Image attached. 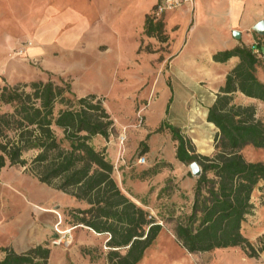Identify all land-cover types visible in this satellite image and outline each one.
Instances as JSON below:
<instances>
[{"label": "trees", "instance_id": "trees-1", "mask_svg": "<svg viewBox=\"0 0 264 264\" xmlns=\"http://www.w3.org/2000/svg\"><path fill=\"white\" fill-rule=\"evenodd\" d=\"M162 30L150 14L146 33L162 39ZM234 56L240 63L208 110L207 121L218 130L212 156L197 154L192 142L168 121L157 132L169 130L178 142L177 160L197 163L202 170L190 214L174 228L179 244L190 254L241 248L255 258L264 249L255 248L243 227L255 212V191L264 186V163L247 161L241 150L264 149V122L257 119L253 105L235 100L240 93L264 103V83L257 76L260 62L252 47H237L214 59L225 62ZM1 107L10 110H0V170L24 168L41 183L86 204L88 208L75 210L72 227L108 234L109 264H139L162 226L121 191L106 148L96 146L97 138L108 141L115 132V122L98 96L79 97L68 83L41 80L0 87ZM0 253L5 254L0 264H48L51 251L37 246L19 254L0 247Z\"/></svg>", "mask_w": 264, "mask_h": 264}, {"label": "crops", "instance_id": "crops-1", "mask_svg": "<svg viewBox=\"0 0 264 264\" xmlns=\"http://www.w3.org/2000/svg\"><path fill=\"white\" fill-rule=\"evenodd\" d=\"M158 1L0 0V85L31 74L30 62L38 64L41 73L72 76L79 89L80 77L109 74V89L118 87L123 93L119 97V123L112 118L120 134L134 136L131 97L146 84V96L158 88L176 91L182 101L189 96L190 105L201 108L191 114V121L215 129L217 134L216 127L207 121L208 110L240 59L234 56L220 62L214 57L237 47L254 48L259 52L257 76L264 83V35L254 31L259 22H264V0H195L155 19L163 26L162 39L146 33L147 18ZM21 39L32 45L25 56L13 58L12 47ZM157 75L167 76L165 87H157ZM91 94L108 96L83 91L80 97ZM237 96L247 98L240 93ZM154 112L150 111L152 125L155 120L159 125L167 121L169 107L160 112L159 118ZM174 126L181 128L179 124ZM204 138L196 153L210 155L213 148ZM102 147L116 167L123 172L130 170L131 149L122 151L120 144L109 145L107 141ZM172 156L168 163L176 169L180 161L175 153ZM165 175L169 174L159 178Z\"/></svg>", "mask_w": 264, "mask_h": 264}, {"label": "rangeland", "instance_id": "rangeland-1", "mask_svg": "<svg viewBox=\"0 0 264 264\" xmlns=\"http://www.w3.org/2000/svg\"><path fill=\"white\" fill-rule=\"evenodd\" d=\"M27 42L30 41H16L12 47L13 58H20L16 53ZM30 67L31 74L15 83L5 82L0 87L52 80L56 84H70L72 91L79 97L83 91L106 93L108 96L98 98L111 117H115L119 123V97L123 93L118 87L109 89V74L82 76L80 80L77 79L82 87L79 89L73 83L72 76L41 73L38 64L33 62H30ZM117 78L119 81V76ZM155 83L157 87L160 84L165 87L168 83L167 76H155ZM148 87L146 84L131 97L134 102V136L128 137V132H122L126 136L124 144L121 145L122 151L132 150L131 168L128 172H123V168L115 165L114 172V179L121 191L162 226L161 233L147 249L139 264H254L251 259H255L257 264H264V251H260L264 249V186L255 191V212L248 217L243 227L244 235L260 251L258 257L249 258L241 248L190 254L176 240L174 228L177 221L190 214L194 187L199 176L193 175L190 165L179 162V167L175 169L168 163L173 153L176 154L178 142L173 139L169 130L157 132L160 125L158 120L153 125L150 123V111L153 109L156 118H159L160 112L169 107L165 120L181 125L178 128L196 146V152H199V143L205 135L204 139L213 148V152L203 156H212L215 153L216 134L215 129H207L199 122L191 121V114L201 108L190 105L189 96L182 101L176 91H162L160 88L150 91L146 96ZM235 101L241 105H253L257 119L264 122L263 102L242 96H236ZM0 110L6 112L10 109L1 107ZM120 135L119 129L115 127V132L107 141L109 145L119 144ZM95 143L97 147L103 148L106 140L99 137ZM168 152L172 155H167ZM241 154L249 162L264 163V149L246 146ZM141 157L146 158L143 165L138 163ZM163 173L169 175L159 178ZM86 208V204L78 202L70 195L41 183L26 173L24 168L7 166L0 170V247H9L19 254L37 246L47 247L51 251L48 264H109L108 254L111 250L106 246L108 234H97L81 226L73 232L72 244L59 246L54 243L60 236L57 230L64 232L76 223L75 210ZM47 210L50 212H46ZM221 251L223 252L219 253ZM4 256L5 254L0 253V259Z\"/></svg>", "mask_w": 264, "mask_h": 264}, {"label": "built area", "instance_id": "built-area-1", "mask_svg": "<svg viewBox=\"0 0 264 264\" xmlns=\"http://www.w3.org/2000/svg\"><path fill=\"white\" fill-rule=\"evenodd\" d=\"M195 0H159L157 5L155 6L154 10H153V14L155 19H159L164 13L168 12V11H172L175 9L180 8L183 5L186 4H193ZM32 44L31 42H27L25 45H23L18 51H17V55L20 57L25 56L26 54V50L28 47H30ZM256 54H259V52L257 50L254 51ZM119 140V144L123 145L126 137L124 134H121L118 137ZM138 163L143 165L146 163V158L145 157H141L138 160ZM77 226L75 227H71L68 230L62 232L60 230L58 231V234L60 235L56 240H55V245H69L73 243V232L76 230Z\"/></svg>", "mask_w": 264, "mask_h": 264}, {"label": "water", "instance_id": "water-1", "mask_svg": "<svg viewBox=\"0 0 264 264\" xmlns=\"http://www.w3.org/2000/svg\"><path fill=\"white\" fill-rule=\"evenodd\" d=\"M254 31L258 32L260 35H264V22L263 21L259 22L254 27ZM235 35H237V33ZM190 168H191L193 175L200 177V175L202 174V170H201V167L197 163H192L190 165Z\"/></svg>", "mask_w": 264, "mask_h": 264}, {"label": "bare ground", "instance_id": "bare-ground-1", "mask_svg": "<svg viewBox=\"0 0 264 264\" xmlns=\"http://www.w3.org/2000/svg\"><path fill=\"white\" fill-rule=\"evenodd\" d=\"M203 125V124H202ZM205 128V127H204ZM204 130V129H203ZM37 196V195H36ZM38 198V197H37ZM46 212H50L49 210H47ZM160 253V252H159ZM154 255V254H153ZM155 255H156V252H155ZM180 254H178V257H179ZM154 258V257H153Z\"/></svg>", "mask_w": 264, "mask_h": 264}]
</instances>
